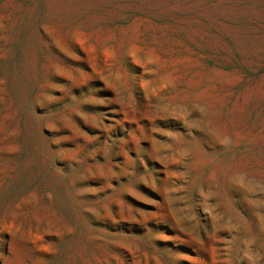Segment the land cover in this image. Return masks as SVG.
Listing matches in <instances>:
<instances>
[{
	"label": "rangeland",
	"instance_id": "rangeland-1",
	"mask_svg": "<svg viewBox=\"0 0 264 264\" xmlns=\"http://www.w3.org/2000/svg\"><path fill=\"white\" fill-rule=\"evenodd\" d=\"M0 264H264V0H0Z\"/></svg>",
	"mask_w": 264,
	"mask_h": 264
}]
</instances>
